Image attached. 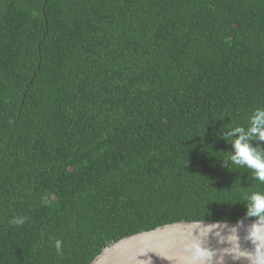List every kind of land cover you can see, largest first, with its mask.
Segmentation results:
<instances>
[{
    "label": "trees",
    "instance_id": "obj_1",
    "mask_svg": "<svg viewBox=\"0 0 264 264\" xmlns=\"http://www.w3.org/2000/svg\"><path fill=\"white\" fill-rule=\"evenodd\" d=\"M257 109L264 0H0V264L254 220L264 184L228 155Z\"/></svg>",
    "mask_w": 264,
    "mask_h": 264
},
{
    "label": "water",
    "instance_id": "obj_2",
    "mask_svg": "<svg viewBox=\"0 0 264 264\" xmlns=\"http://www.w3.org/2000/svg\"><path fill=\"white\" fill-rule=\"evenodd\" d=\"M253 220H178L131 233L104 246L88 264H191L186 245L198 240L214 251L211 264H247L229 254L227 235L235 230L244 249L251 245L244 239ZM216 227L207 230V226Z\"/></svg>",
    "mask_w": 264,
    "mask_h": 264
},
{
    "label": "clouds",
    "instance_id": "obj_3",
    "mask_svg": "<svg viewBox=\"0 0 264 264\" xmlns=\"http://www.w3.org/2000/svg\"><path fill=\"white\" fill-rule=\"evenodd\" d=\"M232 151L229 152L228 161L232 164L250 170L253 178L264 184V148L250 143L252 140L264 141V109H257L251 118L250 126L235 127L231 129ZM223 138L229 139V136ZM222 162L227 167V162ZM246 215L253 217V222L248 225L244 239L251 245L250 249H244L240 244V236L233 230L226 237L230 245L229 254L233 259L243 258L247 264H264V191H252L244 195ZM18 224L22 220L16 221ZM216 225L207 226V230ZM57 251L60 250L61 241L55 242ZM191 264H211L214 251L198 240L189 242L186 246Z\"/></svg>",
    "mask_w": 264,
    "mask_h": 264
}]
</instances>
